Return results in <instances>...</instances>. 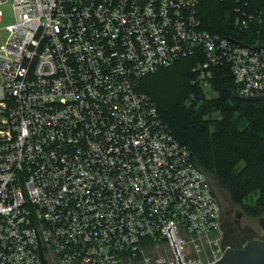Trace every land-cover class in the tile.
<instances>
[{
  "label": "built area",
  "instance_id": "2783aa9c",
  "mask_svg": "<svg viewBox=\"0 0 264 264\" xmlns=\"http://www.w3.org/2000/svg\"><path fill=\"white\" fill-rule=\"evenodd\" d=\"M202 1L0 0L13 11L0 26V264H42L38 242L47 264H214L230 248L207 176L142 88L195 58L204 89L228 66L239 95L264 96V49L205 29ZM220 1L240 30L262 22L251 0Z\"/></svg>",
  "mask_w": 264,
  "mask_h": 264
},
{
  "label": "trees",
  "instance_id": "16d2710c",
  "mask_svg": "<svg viewBox=\"0 0 264 264\" xmlns=\"http://www.w3.org/2000/svg\"><path fill=\"white\" fill-rule=\"evenodd\" d=\"M262 22L250 31L235 26L229 2L203 0L200 18L211 33L255 45L264 44V0H251ZM185 58L142 79L162 118L191 151L221 204L232 202L252 215L264 214V102L240 100L228 66L212 68L207 97Z\"/></svg>",
  "mask_w": 264,
  "mask_h": 264
},
{
  "label": "flooded vegetation",
  "instance_id": "af4514ba",
  "mask_svg": "<svg viewBox=\"0 0 264 264\" xmlns=\"http://www.w3.org/2000/svg\"><path fill=\"white\" fill-rule=\"evenodd\" d=\"M221 205V226L225 232V243L229 244L230 248L239 250L251 241H264V214H249L232 202Z\"/></svg>",
  "mask_w": 264,
  "mask_h": 264
},
{
  "label": "water",
  "instance_id": "95a60500",
  "mask_svg": "<svg viewBox=\"0 0 264 264\" xmlns=\"http://www.w3.org/2000/svg\"><path fill=\"white\" fill-rule=\"evenodd\" d=\"M233 40V39H232ZM242 45L247 47H251L254 50L264 49L263 45L259 46H250L241 42ZM240 100L244 101H263V95L256 96H237ZM39 245V254L42 264H47L46 259L42 254V250ZM179 257V256H178ZM179 264H182L179 260ZM214 264H264V241L254 240L249 242L243 249L235 250L229 248L226 250L224 255L220 260L215 262Z\"/></svg>",
  "mask_w": 264,
  "mask_h": 264
},
{
  "label": "rangeland",
  "instance_id": "374dc122",
  "mask_svg": "<svg viewBox=\"0 0 264 264\" xmlns=\"http://www.w3.org/2000/svg\"><path fill=\"white\" fill-rule=\"evenodd\" d=\"M0 9L2 10V13H3V17L1 20V24H0V26L2 27L13 21V11H12L10 3H5L4 5L0 7ZM4 39H5V34L3 30L0 29V45L3 44ZM206 95L207 97L211 98L212 96L215 95V93L213 91L207 90Z\"/></svg>",
  "mask_w": 264,
  "mask_h": 264
}]
</instances>
